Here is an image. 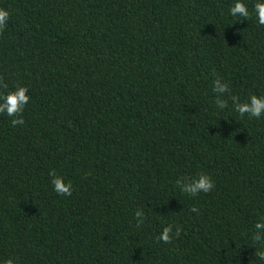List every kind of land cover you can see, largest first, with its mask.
Returning a JSON list of instances; mask_svg holds the SVG:
<instances>
[{"label": "trees", "instance_id": "obj_1", "mask_svg": "<svg viewBox=\"0 0 264 264\" xmlns=\"http://www.w3.org/2000/svg\"><path fill=\"white\" fill-rule=\"evenodd\" d=\"M231 3L0 0L2 91L30 96L23 125L0 115V259L264 264V117L217 111L213 93L264 95V26ZM201 172L215 188L182 193Z\"/></svg>", "mask_w": 264, "mask_h": 264}, {"label": "clouds", "instance_id": "obj_2", "mask_svg": "<svg viewBox=\"0 0 264 264\" xmlns=\"http://www.w3.org/2000/svg\"><path fill=\"white\" fill-rule=\"evenodd\" d=\"M232 0L229 7V16L235 18V22L249 20L254 17L257 24L264 26V0ZM10 17V13L5 8H0V31H3ZM234 22V23H235ZM6 85L0 79V115L10 117V123L13 127L24 124L23 111L30 101L27 86H16L7 92L2 91ZM213 93L216 94L214 101L217 111H224L229 108L231 101V109L240 117L247 115L249 119L255 118L259 120L264 117V95L252 94L243 102L237 95L231 94V89L227 83L216 80L213 85ZM52 190L61 196H70L72 194V184L65 181L63 176L57 175L53 170L49 173ZM176 185L180 191L189 197H197L202 193H210L215 188L213 178L204 172L198 173L192 177H181L176 180ZM192 212L198 213V209L193 207ZM137 227L144 220L143 213L137 211L135 213ZM255 234L253 236L254 244L264 241V220H259L254 224ZM173 234V226L164 227L158 239L164 243L170 242ZM179 235V230L176 231ZM0 264H19L18 258L9 257L0 259Z\"/></svg>", "mask_w": 264, "mask_h": 264}]
</instances>
